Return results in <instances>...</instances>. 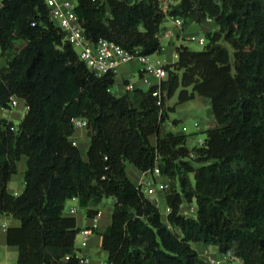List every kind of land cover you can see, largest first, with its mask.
Wrapping results in <instances>:
<instances>
[{
	"label": "trees",
	"instance_id": "obj_1",
	"mask_svg": "<svg viewBox=\"0 0 264 264\" xmlns=\"http://www.w3.org/2000/svg\"><path fill=\"white\" fill-rule=\"evenodd\" d=\"M74 1L90 42L160 53L166 16L156 0ZM171 14L183 27L209 19L217 30L205 34L201 50L178 47L159 87L116 96V73L89 71L44 0L0 7V110L17 98L27 106L17 132L0 120V216L20 221L7 231L18 264L79 263L80 229L64 214L74 198L89 218L114 200L101 246L109 264H209L194 244L264 264V0H176ZM177 93L178 105L196 96L210 103L215 123L201 147L189 148L192 134L166 131L175 112L167 102ZM74 118L87 121L86 159L71 140ZM23 156L24 190L15 196L8 184ZM128 164L159 168L169 183L167 221L130 180ZM194 203L196 214L185 216Z\"/></svg>",
	"mask_w": 264,
	"mask_h": 264
},
{
	"label": "built area",
	"instance_id": "obj_2",
	"mask_svg": "<svg viewBox=\"0 0 264 264\" xmlns=\"http://www.w3.org/2000/svg\"><path fill=\"white\" fill-rule=\"evenodd\" d=\"M5 1L6 0H0V7L4 4ZM156 1L166 18H169L171 21H173L174 25L177 28H183L184 20L179 16L171 14L173 7L176 5V0ZM44 2L50 11L52 22L65 33L66 41L70 43V45L76 51L79 59L94 75L101 77L108 73H116L121 66L137 62L144 67L141 72V79L145 85H149L151 88L155 86L159 87L161 85V82L166 79V66L169 64L165 59L158 55V53L154 55H143L138 49L128 50L118 45L117 43L107 39H101L100 41H98V43L94 44L89 41L84 33V30L82 29L79 18L75 12L76 3L74 0H44ZM207 21L211 22V20L209 19ZM165 35L167 36V34L161 32L159 34L160 40L163 39ZM188 41L197 42L201 47H205L207 44L206 38H197L195 36L191 37ZM154 56L156 58L152 59V57ZM176 57L178 58V54L176 55ZM151 77H155V79H157L159 83L153 85L151 83ZM131 89L132 87H126L125 93L128 91H132ZM158 95L159 91L154 92V96ZM15 105L16 99H12L11 106ZM72 123L75 129L87 128V121L85 119L74 118L72 120ZM195 128H199V125H195ZM11 130L13 132H17V127L14 126L11 128ZM183 132H188V129L184 127ZM203 144L204 140H199L197 146L201 147L203 146ZM73 145L77 146L78 144L74 141ZM160 178L161 172L158 167H156L152 171L143 172L142 176L139 179L138 187L141 188L146 196L156 199L155 197L159 193H164L169 189V183L160 182ZM156 201L158 203L157 199ZM193 208V206H191L190 209L184 208L183 214L185 216H193L195 211L193 210ZM71 212L75 213L76 209H73ZM170 212L171 209L167 207V216ZM100 217L101 215L98 214L97 216L90 218V226L80 230L79 234L77 235V237H81L79 246L76 245V257L79 261L78 264H109L107 260L94 258L88 253L84 252V250L88 248L89 237H91L99 228ZM203 257L209 264H217L220 261L211 255V250L208 248L203 251ZM229 258V255H224L221 261L223 260L227 262Z\"/></svg>",
	"mask_w": 264,
	"mask_h": 264
},
{
	"label": "crops",
	"instance_id": "obj_3",
	"mask_svg": "<svg viewBox=\"0 0 264 264\" xmlns=\"http://www.w3.org/2000/svg\"><path fill=\"white\" fill-rule=\"evenodd\" d=\"M193 24H196L197 26L193 27L192 26ZM216 30H217V25L213 22H208V21H206L203 24L191 23L180 29L174 25L173 21H171L169 18H166L162 24V33L167 34V36L165 35L163 39H161L162 49L160 53H158V55H160L163 59H165L168 62V64L176 63L178 61V58L176 57L178 47L185 46L191 49L190 44L188 43L189 42L188 40L191 37L193 36L198 37L196 35L200 34L201 32L206 34L208 32H213ZM137 65L140 66L139 63L134 62L131 64L123 65L117 70L115 88L112 89V92L114 93V95L116 96L124 95L126 87H132L131 89L132 91L136 89L144 90V86H146L147 90L151 88L149 85H145L143 83L141 79L142 71L139 72V80L134 81L135 74H137L136 73ZM151 83L155 85V84H158L159 82L157 81V79H155V77H151ZM19 101H21V104ZM15 107L19 108V112L15 114L11 112L10 115H8V117H5L6 116L5 112L10 111V110L1 109L0 110V120H6L8 122H12V120L16 118L17 120H20L21 122L24 118L23 113L25 112L27 113L26 103L23 99L17 98ZM71 140L77 142L78 144L77 146L80 149V151L82 150V147L84 146L85 153L84 155L82 153V155L84 159H86V153H87V150L89 147V141H90L88 134H87V129L86 128L75 129V133L72 136ZM26 170H27V157L23 156L17 163V173L12 176L8 184V191L12 195L18 196L23 192L24 175H25ZM130 171L131 169H129V166L127 165L126 172H127L128 177L136 186H138L139 179L142 176L143 172L136 169L139 176L137 178L138 181L135 182L134 179L130 175ZM159 181L165 182L164 178H160ZM155 198L158 200V205L162 213V219L164 221H167L166 208L168 206H167L164 195L162 193H159ZM104 201L102 202V204L104 203ZM113 204H114V200L112 199V204L106 206V208H104L103 210H100L101 205L97 208L99 211V214L101 215L100 225H99V228L95 231V233L91 237H89L88 248L84 250L85 253H88L89 255L97 259L107 260V254L102 250V247H101L102 246V234L106 232L107 229L111 225ZM66 208H67V212L65 213ZM73 209H76L75 213L71 212ZM65 210H64L65 216L76 218L77 226L80 230L90 226L91 222H90V218L87 216V209L82 208L80 206L78 199L68 200L65 205ZM193 210H195L193 214L194 216L196 214V209L193 208ZM19 226H20V221L14 219L12 216L10 215L0 216V264H18V248L15 246H10L8 244L7 231L9 228L19 227ZM79 242L78 244L76 242L77 246H79ZM207 248L211 250L212 247L204 246L203 251ZM216 251L217 249H215V252ZM201 259L205 260L204 257Z\"/></svg>",
	"mask_w": 264,
	"mask_h": 264
},
{
	"label": "rangeland",
	"instance_id": "obj_4",
	"mask_svg": "<svg viewBox=\"0 0 264 264\" xmlns=\"http://www.w3.org/2000/svg\"><path fill=\"white\" fill-rule=\"evenodd\" d=\"M179 1V0H178ZM193 27L197 26L196 24L192 25ZM197 38H205V34L201 32L200 34L196 35ZM190 44V47L192 50H201L203 47L199 46L197 42H188ZM227 46V45H226ZM228 49L231 50L229 46H227ZM156 56V55H155ZM152 57V59H155L156 57ZM6 65L5 60L1 57V48H0V68L4 67ZM144 67L142 65H137L134 81L139 80V72L142 71ZM115 86L113 87V89ZM144 90H147L146 86H144ZM179 93V92H178ZM178 93L167 102L168 107H175V112L169 114V119L167 123L165 124L166 131L172 132V133H184V134H192L193 136L190 137L188 141V146L190 148L196 147L199 140H204L206 135L205 131L208 129H211L215 123L214 118L210 115V103L208 100L196 96V98L192 101L179 104L178 105ZM21 104V101H19ZM17 113L19 112V108L12 106L10 111L5 112L6 116L10 115V113ZM12 114V115H13ZM26 112L23 113V117H25ZM22 117V118H23ZM14 125L17 127L20 123V120H17L14 118L12 120ZM195 125H199V128H195ZM186 127L188 129V132H183V128ZM81 152L85 153L84 146L82 147ZM131 177L134 179V181H138L137 178L139 176L136 169L133 167V165L128 164ZM112 204V199H106L104 203L100 206V210H103L106 208V206ZM196 204L194 203V208L196 209ZM67 212V208L65 210V213ZM80 236L77 237V244L80 241ZM193 248L197 251L200 258H203V245H193ZM214 252V253H213ZM211 255L216 258L217 260H220L217 264H240V262L237 259L229 258L227 262L221 261V257H224V255L220 254L218 251L215 252V248H211ZM220 256V257H218ZM218 257V258H217Z\"/></svg>",
	"mask_w": 264,
	"mask_h": 264
}]
</instances>
